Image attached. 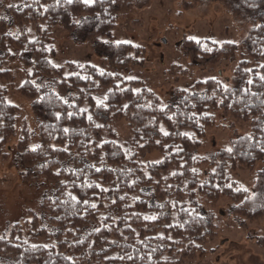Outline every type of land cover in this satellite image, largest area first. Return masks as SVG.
Instances as JSON below:
<instances>
[{
    "label": "trees",
    "instance_id": "trees-1",
    "mask_svg": "<svg viewBox=\"0 0 264 264\" xmlns=\"http://www.w3.org/2000/svg\"><path fill=\"white\" fill-rule=\"evenodd\" d=\"M133 2L30 0L11 10L15 36L0 23V157L10 156L7 145L18 131L19 164L40 168L54 186L42 199L43 216L32 212L0 236V264H196L217 235L213 216L222 199L246 222L264 217V170L255 206L229 173L237 166L252 171L264 160V11L240 51L235 43L226 49L211 39L187 40L209 64L237 59V65L231 79L217 74L199 81L197 91L177 89L168 102L92 64L54 63L48 43L56 25L69 33L83 28L86 39L101 41ZM259 3L247 8L258 10ZM126 48L118 43L113 52ZM15 62L32 68L19 85L9 67ZM38 76L56 78L57 90L42 93L33 81ZM12 89L37 103L41 140L34 151L28 114L8 101ZM220 114L249 122L251 140L218 160L201 148ZM149 153L164 163H145Z\"/></svg>",
    "mask_w": 264,
    "mask_h": 264
},
{
    "label": "rangeland",
    "instance_id": "rangeland-1",
    "mask_svg": "<svg viewBox=\"0 0 264 264\" xmlns=\"http://www.w3.org/2000/svg\"><path fill=\"white\" fill-rule=\"evenodd\" d=\"M28 1L0 0V20H3L0 23L5 24L8 34L17 33L11 10L22 8ZM256 3L262 5L258 10L247 8ZM263 11L264 0H134L130 8L121 13L111 38L93 42L86 39L83 28L69 33L56 25L54 39L48 44L56 49L53 61L58 65L67 61L92 64L120 74L126 80L138 81V87L150 88L168 102L176 96L177 89L197 91L199 81L217 74L225 80L231 79L237 65V59L209 64L197 57L193 51L196 44L190 46L187 40L197 43L211 39L224 44L226 49L228 43H235L240 51L249 32L261 24ZM118 43L128 44L129 48L115 54L114 46ZM9 67L17 77V85L24 81L27 72H32L30 65L18 62ZM33 81L42 93L56 91L58 87V80L53 77L38 76ZM8 101L28 114L29 149L36 150L41 140L37 103H30L13 89L8 93ZM249 129V122H233L220 114L201 151L219 160L236 150L239 143L251 140ZM120 131L124 132L122 128ZM17 136L18 131L7 145L10 156L0 157V236L7 235L14 223L24 221L32 212L43 216L42 199L50 196L54 187L41 176L40 168L27 169L19 164L15 154ZM145 163L161 166L164 161L160 155L149 153ZM70 166L73 167L71 162ZM263 170L264 160L252 171L240 166L229 171L232 180L250 190L251 206L257 202L260 185L256 179ZM27 177L31 178L26 180ZM232 205L225 198L220 201L213 216L217 235L205 244L196 264H264V217L254 223L246 222L233 214Z\"/></svg>",
    "mask_w": 264,
    "mask_h": 264
},
{
    "label": "snow or ice",
    "instance_id": "snow-or-ice-1",
    "mask_svg": "<svg viewBox=\"0 0 264 264\" xmlns=\"http://www.w3.org/2000/svg\"><path fill=\"white\" fill-rule=\"evenodd\" d=\"M67 2H68V3H71L72 0H67ZM83 2H84L86 5H88V4H91V3H92V0H83ZM9 6L11 7V5H9ZM193 39H194V38H193ZM260 79H261L262 81H264V76H261ZM247 83H248V84H252V81L249 80ZM97 103H98V104H102L103 101H102V100H97ZM68 115L71 116V113H69ZM57 119H59V116H57ZM88 119L91 120V117L89 116ZM161 130L163 131V129H161ZM65 131H68V130L65 129ZM164 134L167 135L166 132H165ZM228 151L231 152L232 149L229 148ZM97 171H99V169H97ZM245 191H247V189H245ZM72 199L75 200L76 198H75V197H72ZM92 207H96V205L93 204ZM129 258H131V257H129Z\"/></svg>",
    "mask_w": 264,
    "mask_h": 264
}]
</instances>
